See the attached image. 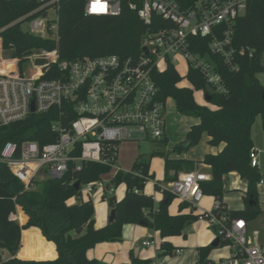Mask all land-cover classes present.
<instances>
[{
    "label": "trees",
    "instance_id": "1",
    "mask_svg": "<svg viewBox=\"0 0 264 264\" xmlns=\"http://www.w3.org/2000/svg\"><path fill=\"white\" fill-rule=\"evenodd\" d=\"M51 1L0 0V50L8 54L0 57V76L58 79L62 76L59 61L86 56L138 58L142 55V40L148 27L129 8L133 0H120L121 13L113 17L86 15V0H59L47 5ZM52 6L58 8L57 39L23 30L25 22L47 17ZM157 24L164 26L166 22L155 16L153 31L158 29ZM194 42L200 47L193 48L195 52H201L217 64L227 93L214 92L198 71L190 70L187 78L191 84L211 96V106L198 105L193 90L179 86L182 77L172 64L164 72L154 73V79L163 101L172 98L178 113L198 119L186 136L189 147L198 145L205 134L210 138L209 145L224 147L219 153L206 154L200 161L173 159L165 153L151 156L165 158L166 183L176 180L180 172L194 171L197 165L209 166L211 180L202 184L204 194L215 196L222 202L227 193L224 177L238 173L247 181V189L243 192L246 207L236 211L223 204L231 217L252 222L263 214L258 192L262 174L251 166L250 151L254 147L252 127L257 117L261 118L264 129V86L257 78L258 74L264 73V0H251L246 14L237 20L233 46L238 51L245 49V53L238 54L235 59L238 71H230L223 60L208 55L205 40L196 39ZM37 50L57 51L58 60L44 55L34 58ZM30 61L32 65L27 66ZM75 117L68 107H64L45 114H32L24 120L0 126V154L8 142L18 146L25 141H35L42 146L56 142L58 135L52 131V124L56 121L67 124ZM163 142H168V139L165 138ZM183 150V146H177L174 151L181 154ZM150 159L142 154L130 171L113 173L107 187L124 184L126 195L121 201L115 196H103L110 209L116 210V217L102 228L95 226L93 201L80 198L81 186L103 180L113 171L110 164L88 162L80 172L70 171L57 179H35L26 189L11 169L0 162V248L11 255V259L2 261V264H105L89 259L87 252L102 242L121 241L125 224L147 223L149 228L160 233L162 239L183 236L188 226L200 220V215L182 214L190 206L187 203L180 205V214L171 215L169 206L174 200L173 195L165 192L164 199L156 205L153 196L145 194L147 182L155 177L150 173ZM77 182L81 185L79 189L75 188ZM155 188L161 190L158 183ZM74 197L79 202L69 204ZM17 207H21L28 216V222L23 226L12 219L17 214ZM32 227L39 228L45 238L38 231L25 232L24 236L38 233L41 255H19L26 260L19 259L16 256L21 249L22 231ZM48 242L56 245V260H47L56 256L53 245ZM228 245V242H220L218 248ZM176 249L166 241L162 243L159 257L174 255ZM213 249L212 245L199 247L197 264H214L210 259ZM130 259L131 264H154L153 260L141 259L133 252Z\"/></svg>",
    "mask_w": 264,
    "mask_h": 264
},
{
    "label": "built area",
    "instance_id": "2",
    "mask_svg": "<svg viewBox=\"0 0 264 264\" xmlns=\"http://www.w3.org/2000/svg\"><path fill=\"white\" fill-rule=\"evenodd\" d=\"M58 1L52 0L47 5ZM250 2L133 0L129 8L148 27L142 40L143 53L138 58L107 55L59 61L62 76L58 79L0 76V126L64 107L76 115L67 124L61 121L52 124V131L58 135L56 142L43 146L35 141H25L21 146L6 143L0 162L11 169L26 189L42 172L46 178H61L70 171H82L88 162L110 164L117 174L121 171L118 165L121 143H156L167 138V101L160 98L154 73L164 72L169 64L177 70L183 59L188 73L190 70L198 71L214 92L227 93L217 64L193 50L199 47L194 40H205L208 55L223 60L230 71H238L235 59L238 54H244L245 49L238 51L234 48L233 38L237 20L246 14ZM51 9L57 12L54 21L49 19ZM51 9L47 17L30 21V34L58 38V8L52 6ZM121 10L120 0H86L85 14L88 16L113 17L120 15ZM155 16L166 25L157 24L158 29L153 31ZM43 55L58 60L57 51H41L33 57ZM162 64H165L163 70ZM260 157L261 152L253 147L250 151L251 166L257 168L263 177ZM209 180V174L196 168L192 172L180 173L176 180L161 187L160 191L196 208L205 196L202 184ZM259 184L264 185L263 178ZM81 189L82 199L85 190L89 195L98 190L115 192V188H108L104 180L82 185ZM226 209L222 200L215 197L212 210L200 215V220L206 221L216 231L221 242L229 243L228 258L218 264H264L261 232L251 230L246 219L231 217ZM143 246L158 244L150 239L145 240ZM2 261L0 259V264Z\"/></svg>",
    "mask_w": 264,
    "mask_h": 264
},
{
    "label": "rangeland",
    "instance_id": "3",
    "mask_svg": "<svg viewBox=\"0 0 264 264\" xmlns=\"http://www.w3.org/2000/svg\"><path fill=\"white\" fill-rule=\"evenodd\" d=\"M57 18V12L54 9H51L49 11V19L54 21ZM54 24L56 22H53ZM23 30L26 32H29L30 30V22H25L22 26ZM42 50H37L35 54L41 53ZM8 55L7 53H4L0 50V57H4ZM30 57V56H29ZM28 57V58H29ZM181 62L178 64L177 71L179 72L180 76L182 77V81L179 83V86L182 88H188L193 90L194 92V99L196 103L200 106H206L209 105L205 100V92L203 90H197L191 82L187 78V65L186 62L181 59ZM32 65V61L28 62L27 66ZM165 68V64L161 65V69L163 70ZM257 78L261 82V84L264 86V73L258 74ZM198 123V119L192 115H183L177 112L175 101L172 98H169L167 101V130H166V137L168 139V142H150V141H141V142H124L121 143L119 148V160L118 165L121 169L124 171H130L133 167V164L135 163L136 159L140 155H146L147 158L150 159V166L152 173L155 174V177L153 180H149L145 187V194L149 196H153L156 194L157 198H163L164 193L160 190H155L154 182H157L160 187H164L167 185L165 181V172H164V161L165 158L156 155L151 156L154 153H165L167 156L171 157H178L180 155L191 157L193 159H201L204 157V153L209 151H215V147L209 145L208 141L206 140V137H203L201 142L196 145L189 148H185L184 144L187 143V133L190 130V127L194 124ZM252 138L254 143V148L259 150L261 152V166L264 168V129L262 126V120L260 117H257L253 127H252ZM177 146H183L184 150L180 154L178 151H174ZM203 169V168H202ZM204 171V169H203ZM114 171L110 172L109 174L105 175L103 177L104 180H110ZM181 173V172H180ZM174 174V173H172ZM45 172H42L38 178H46ZM264 179V175L262 177ZM260 185V184H258ZM224 186L227 191L224 195V199L228 201L231 207H240L242 209H245L246 204L243 199L244 191L246 188V182L243 180L238 173L233 174H227L224 178ZM115 192H104L103 190H98L89 195V193L85 190L84 191V197L89 200L91 199L94 202H96V199L100 198L102 200L103 196L107 194L108 196H118L119 198V192L125 190V186L122 184L118 187H114ZM182 201L174 197V200L171 203V206L178 207V205ZM213 198L212 196H204L203 200L198 204V209H191L188 208V212L194 213V215H198L201 213L202 210L210 212L213 208L212 205ZM224 202V200H223ZM260 206L263 211V214L257 218L256 220L252 221L250 223V229L251 230H260L262 232V236L264 239V200L260 199ZM17 215V214H16ZM17 217V216H15ZM201 224H207L204 220H198L195 223ZM194 223V224H195ZM129 225V224H125ZM122 229V239L121 241L116 242H102V243H112V244H120L125 241L124 238V227ZM137 226H140L141 224H134ZM142 226V225H141ZM208 226V224H207ZM210 232L213 234V241L217 238L216 231L213 228H210L208 226ZM147 230H150V234L146 235L145 238L138 239L135 241L132 252L137 256H151L154 257V249H148L144 248L142 246V241L150 239L153 234H155V230L152 228H147ZM158 244L160 245V235L156 233ZM212 241V242H213ZM211 242V243H212ZM211 243L209 245H211ZM101 244V243H99ZM230 254V251L227 246L215 248L213 249L211 253V259L213 262L218 264L222 259L228 258V255ZM9 254L2 250L0 248V259L5 261L8 258ZM104 263V262H103ZM106 264V263H105Z\"/></svg>",
    "mask_w": 264,
    "mask_h": 264
},
{
    "label": "crops",
    "instance_id": "4",
    "mask_svg": "<svg viewBox=\"0 0 264 264\" xmlns=\"http://www.w3.org/2000/svg\"><path fill=\"white\" fill-rule=\"evenodd\" d=\"M187 71H188V68H187ZM187 74H188V72H187ZM205 100H206V96H205ZM206 102H207V100H206ZM207 103L209 104V102H207ZM206 106H209V105H206ZM203 137H206V140L209 143L210 138L206 134L203 135ZM223 147H224V145H221L219 147H215L216 148L215 151H209V152H206L204 154L206 155L209 153H213V154L219 153L223 149ZM171 158L200 161V160H203L204 157H202L201 159H193L191 157H187V156L185 157V156L180 155L178 157H171ZM196 168H198L200 171L207 173L211 176V173H210L211 169L209 166L200 164V165H197ZM202 168L204 169V171ZM121 171H124V170L121 169ZM124 172H127V171H124ZM164 172H165V161H164ZM150 173L154 174V173H152L151 169H150ZM181 173H183V172H181ZM233 173H236V172H233ZM233 173H230V174H233ZM154 176H155V174H154ZM37 179L42 180L45 178H37ZM104 181H106V180H104ZM106 182L108 184L109 180H107ZM245 182H246V188H245V190H246L247 189V181L245 180ZM156 183L157 182H154L155 187H156ZM155 190H156V188H155ZM258 192H259V201H260V199L264 200V185H258ZM125 195H126V186H125V190L119 192V198H118V196H115V197L117 198L118 201H121L125 197ZM153 198L156 202V205H158L164 199V196L161 199V198H157L156 194H154ZM212 198H213V202H212V205H213L215 196H212ZM83 200L86 201L87 199L85 197H83ZM223 200H224V203L226 204V206L230 210H236V211L243 210L240 207H231L230 204L228 203V201H226L225 199H223ZM78 202H79V199L75 198V197L72 198L71 200H69V204H76ZM181 204H183V202H181L178 205V207H173L170 205L169 206V213L171 215L180 214V205ZM94 206H95L94 218H95L96 228H102V227L107 226L109 224V218H110V213H111V209L108 205V202L105 201L103 198H102V200H100V198H98V199H96V202H94ZM188 208L195 210V209H198L199 206H197L195 208V207L190 205ZM188 208H185L181 213L182 214H194L193 211L188 212V210H187ZM203 212H207V211L202 210L201 213L198 215H201ZM15 216H17V217H15ZM12 219L17 220L19 222V224L22 226L28 222V216L25 214V212L23 211V209L21 207H17V215H13ZM24 221H25V223H24ZM199 223L200 222L195 223V224L193 223L192 225L188 226L185 229L183 236H174V237H168L166 239H162L160 233L158 231H156L155 234H153V236L150 239L156 241L158 244L156 233L159 234L160 238H161L160 239V245L158 244V246L144 247L143 242L145 240L142 241V246L144 248L154 249V252H155L154 257L152 258L151 256L143 257V256H137L135 254L134 255L141 258V259H145V260L151 259L154 262L164 261L165 264H197V260H198L197 249L199 247L209 246V244L214 239L213 234L210 232L207 224L205 225L203 223V224L199 225ZM250 223L251 222H249V225H250ZM147 228H149V227H145V226H141V225L137 226L134 224L125 225V227H124L125 241L123 243H120V244H117V243L116 244H112V243L97 244L95 247L88 250L87 257L91 260H98V261L104 262L106 264H131L130 255H131V252L133 251L132 250L133 245H134L136 240L145 238L146 235L150 234L151 231L147 230ZM29 231H38L40 233V235L43 238H45L42 234V231L39 228L32 227V228H29L27 230H23L22 231V239H21V249L19 250V252L16 256L17 258L22 259V260H26V259L20 258L19 255H22V256H40L41 255V248L39 245V235H38V233H34L32 235L24 236V233L29 232ZM261 234H262V232H261ZM150 239H147V240H150ZM166 241L171 243L177 249L174 251V255H166V256L161 258V257H159V254L162 253L161 252L162 251V243H164ZM48 243L53 245L56 256L52 259H47V260H56L58 258V252H57L56 245L52 242H48ZM4 251H6V250H4ZM178 251H180L179 254H177ZM6 252L9 254V256L5 261L11 259L10 253L8 251H6ZM210 259H211V255H210ZM214 264H216V263L214 262Z\"/></svg>",
    "mask_w": 264,
    "mask_h": 264
},
{
    "label": "water",
    "instance_id": "5",
    "mask_svg": "<svg viewBox=\"0 0 264 264\" xmlns=\"http://www.w3.org/2000/svg\"><path fill=\"white\" fill-rule=\"evenodd\" d=\"M263 98H264V95H263ZM206 100H207V102H210L211 101V96H206ZM32 110H33V112L35 111V107H34V105H33V108H32ZM190 146V142H187L186 144H184V147L185 148H188ZM58 177L57 176H55V177H53V179H57ZM80 183L79 182H77L76 184H75V188L76 189H79L80 188ZM165 203L167 204L168 203V201H165ZM115 217H116V210H111V213H110V218H109V223H112L114 220H115ZM141 225L142 226H145V227H148V224L147 223H141ZM220 242H221V240H220V238H216V240L211 244L214 248H218L219 247V245H220Z\"/></svg>",
    "mask_w": 264,
    "mask_h": 264
},
{
    "label": "bare ground",
    "instance_id": "6",
    "mask_svg": "<svg viewBox=\"0 0 264 264\" xmlns=\"http://www.w3.org/2000/svg\"><path fill=\"white\" fill-rule=\"evenodd\" d=\"M25 77H28V76H25Z\"/></svg>",
    "mask_w": 264,
    "mask_h": 264
}]
</instances>
